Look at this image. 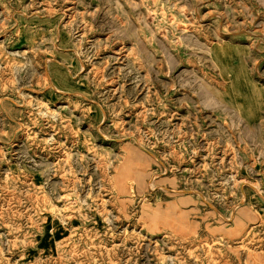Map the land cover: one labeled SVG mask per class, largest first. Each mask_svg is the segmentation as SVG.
<instances>
[{
    "label": "rangeland",
    "instance_id": "rangeland-1",
    "mask_svg": "<svg viewBox=\"0 0 264 264\" xmlns=\"http://www.w3.org/2000/svg\"><path fill=\"white\" fill-rule=\"evenodd\" d=\"M0 264H264V0H0Z\"/></svg>",
    "mask_w": 264,
    "mask_h": 264
},
{
    "label": "bare ground",
    "instance_id": "bare-ground-1",
    "mask_svg": "<svg viewBox=\"0 0 264 264\" xmlns=\"http://www.w3.org/2000/svg\"><path fill=\"white\" fill-rule=\"evenodd\" d=\"M212 54H213L214 61H216L217 59L222 61V58H223V60L226 58L225 55H230L228 49L227 50H225V49H213Z\"/></svg>",
    "mask_w": 264,
    "mask_h": 264
}]
</instances>
